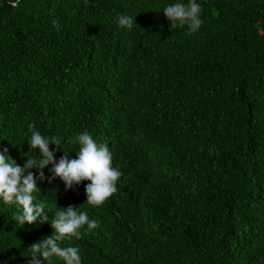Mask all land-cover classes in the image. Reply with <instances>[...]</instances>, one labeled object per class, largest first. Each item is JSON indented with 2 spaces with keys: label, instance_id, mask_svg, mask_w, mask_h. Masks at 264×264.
<instances>
[{
  "label": "trees",
  "instance_id": "trees-1",
  "mask_svg": "<svg viewBox=\"0 0 264 264\" xmlns=\"http://www.w3.org/2000/svg\"><path fill=\"white\" fill-rule=\"evenodd\" d=\"M174 2L0 0V151L36 157L31 125L76 158L86 131L123 173L94 206L90 181L66 189L45 167L47 222L0 201V264H29L70 205L100 222L62 242L83 264H264V0H199L194 33L170 27Z\"/></svg>",
  "mask_w": 264,
  "mask_h": 264
},
{
  "label": "clouds",
  "instance_id": "clouds-1",
  "mask_svg": "<svg viewBox=\"0 0 264 264\" xmlns=\"http://www.w3.org/2000/svg\"><path fill=\"white\" fill-rule=\"evenodd\" d=\"M12 7H16L19 0H10ZM170 22V27L187 26L190 33L198 31L203 25L202 5L199 0H176L167 4L162 10ZM136 17V16H135ZM135 17L121 14L117 22L121 27L131 30L136 23ZM31 133L28 145L30 149H38V155L28 158L24 164L17 163L8 150L0 151V201L6 204H15L22 210L15 216L21 226L25 223L33 224L37 221L47 222L50 218L45 202H37V193L41 192L38 180L45 179L43 169L51 165L50 171L55 179L59 177L65 182L66 189H72L83 181H90L85 186L87 202L94 206L102 205L109 197L118 191V181L123 173L113 166V154L109 146L99 143L89 132L80 133L74 143L80 145L76 158H70L68 151L58 160L55 153L62 148L64 142L59 135L46 136L29 126ZM55 144L57 148H50ZM64 149V148H63ZM36 169L37 175L31 171ZM54 232L33 243L28 249L29 264H52L54 258H59L64 264H83L81 250L78 245L63 246L62 242L73 237L83 235L81 229L87 226L89 231L99 226V221L91 219L87 211L80 207L68 206L60 209L51 218ZM41 257L43 259H41Z\"/></svg>",
  "mask_w": 264,
  "mask_h": 264
}]
</instances>
